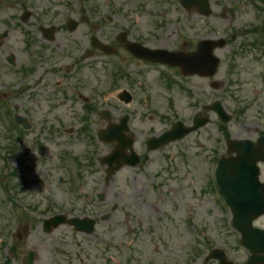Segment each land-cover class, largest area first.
<instances>
[{
	"label": "rangeland",
	"instance_id": "1",
	"mask_svg": "<svg viewBox=\"0 0 264 264\" xmlns=\"http://www.w3.org/2000/svg\"><path fill=\"white\" fill-rule=\"evenodd\" d=\"M81 1L0 0V34L6 33L0 45V264H23L29 250L34 253L32 264H202L211 248L223 249L235 264L243 261L248 253L230 224V210L218 195L213 177L216 160L225 154L221 122L214 113L207 114L210 122L204 127L149 152L147 160H141L142 170L124 166L105 181V166L97 158L107 154L110 145L90 139L102 120L95 117L89 134H84L77 104L64 101V105L50 108L48 100L65 99L49 87H44L41 97L30 98L34 78L20 74L29 57L26 33H36L41 11L55 7L59 14L66 13V4L83 9ZM89 1L100 14L106 11V1ZM143 1L109 0L111 9L118 7L123 13L113 17L115 22L131 17L138 29L152 31L158 38L162 32L147 28L161 19L156 13L161 11L164 19L183 27L179 20L185 15L177 6L146 0L143 8ZM253 4L249 0H211L212 15L204 21L226 40V46L216 50L220 64L213 78L185 79L171 68L139 65L136 83H118L133 95L127 106L111 93L106 97L95 93L98 104H104V99L106 104H116L110 111L113 119L124 111L130 113L138 154L144 155L147 136L166 130L176 119L188 124L197 110H204L214 99L232 115L224 125L230 137L255 141L264 133L263 11L260 3L259 7ZM149 9L153 10L151 17L140 12ZM25 12L29 16L22 21ZM141 15L149 20L143 22ZM191 19L198 18L192 14ZM242 29L254 30L240 33ZM153 45L171 48L173 42L165 37ZM234 51L238 53L235 57ZM10 56L14 65L6 62ZM94 69L98 90L108 87L105 67L96 65ZM164 70L176 82L171 87L161 78ZM212 79L218 84L215 89L210 86ZM51 80L46 77L47 83ZM178 84L190 89L191 95H184ZM13 107L30 123L21 135L11 123ZM12 172L16 174L9 179ZM59 213L67 219H94L93 232L75 231L64 223L44 233L42 220ZM255 224L264 225V217Z\"/></svg>",
	"mask_w": 264,
	"mask_h": 264
},
{
	"label": "flooded vegetation",
	"instance_id": "2",
	"mask_svg": "<svg viewBox=\"0 0 264 264\" xmlns=\"http://www.w3.org/2000/svg\"><path fill=\"white\" fill-rule=\"evenodd\" d=\"M145 1L141 4L143 8L146 6ZM161 1L163 3L167 1L168 4L164 3L165 5L175 6L174 0ZM81 4L83 9H76L75 4H67L66 13L61 11L59 14V10L55 7L41 11L37 36L39 41L35 39L32 32L28 33L29 57L25 65V74L34 78L33 87H29L30 90H34V93L30 95L31 99L41 97L44 87H49L55 92L54 95L61 94L66 104L68 101L77 104L78 109L85 110L81 112L93 111L96 108L94 100V67L96 65L112 68V66L151 64L131 52L134 46L132 44L148 48H167L170 51L191 55L197 50L201 39L220 38L216 34L218 30H213L211 27L208 29V23L204 21L206 17L198 10L181 9L185 15L183 21L179 20V23L183 24L182 28L174 21L164 19V12L156 11L161 15V19L153 21V26L147 30L154 28L162 32L157 38L152 31L143 32L141 31L143 28L138 29L136 20L130 19L131 17H123L125 25H122L124 22H115L113 17L122 16V12L100 14V10H96L91 4H86V0H82ZM106 7L109 8L108 2ZM177 7L181 6L177 3ZM140 12L148 14L149 17L153 15L151 9ZM192 14L198 18L196 21H192ZM96 17H98L97 20ZM141 17L143 22L149 20L145 18V15ZM162 21H165V26L160 25ZM165 37L173 42V47L153 45L155 41H163ZM33 44L36 46L35 50ZM53 48L56 49V53ZM212 53L218 54L216 49ZM47 76L52 77L49 83L46 82ZM119 78H125V74L120 75ZM56 100L59 103L56 98L54 102ZM33 260L34 256L31 264ZM24 263L25 260H23Z\"/></svg>",
	"mask_w": 264,
	"mask_h": 264
},
{
	"label": "water",
	"instance_id": "3",
	"mask_svg": "<svg viewBox=\"0 0 264 264\" xmlns=\"http://www.w3.org/2000/svg\"><path fill=\"white\" fill-rule=\"evenodd\" d=\"M166 58V55H162ZM217 60H213V65L209 68L205 65L191 66L192 72L205 74L207 69H212L208 74L212 75L215 71ZM214 66V67H213ZM186 67H190L186 65ZM185 68V67H184ZM185 70V69H184ZM216 112L218 117L227 122L230 116L216 102L210 107ZM208 121L207 118H200L192 127H183L177 122L173 128L164 133L159 139L152 140V147L156 148L169 141L179 139L187 133L204 125ZM227 152H236L235 156L222 157L217 163L215 169V177L219 186L220 193L224 197L226 203L232 211V225L241 233V243L253 252L249 261L244 264H264V256H257L255 252H264V231L255 229L251 226L252 220L259 215L264 214V183L259 181L260 170L258 163L264 164V135L257 138L253 143L249 140H227ZM117 152L103 158L101 162H107L110 170H107V177L120 167L119 161H115L116 165L112 166L113 160ZM66 222L64 216L56 215L49 220H45L46 231H50L52 227H57L60 223ZM67 223L75 226L76 230L91 233L93 231L94 221L90 219L80 220L73 218ZM211 255L223 259L221 252L212 251ZM210 255V256H211ZM31 258V255L29 256ZM226 263L221 260V264Z\"/></svg>",
	"mask_w": 264,
	"mask_h": 264
}]
</instances>
